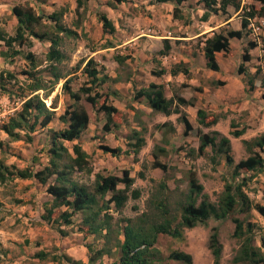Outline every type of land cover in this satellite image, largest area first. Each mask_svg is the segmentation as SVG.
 Returning a JSON list of instances; mask_svg holds the SVG:
<instances>
[{"label": "trees", "instance_id": "trees-1", "mask_svg": "<svg viewBox=\"0 0 264 264\" xmlns=\"http://www.w3.org/2000/svg\"><path fill=\"white\" fill-rule=\"evenodd\" d=\"M33 1L38 4L46 3V0ZM112 1L114 6L126 2V0ZM184 1L153 0V3L180 5ZM200 1L206 9L203 19L218 9L224 10L226 2L238 7L235 0H222L218 9H216V0ZM255 1L264 6V0ZM77 3L79 7L81 1L77 0ZM59 11H53L48 15L38 14L29 2L23 1L11 8V15L16 21L13 34H8L0 27V59L12 64L19 57L25 62L24 69L20 72L9 70L0 72V93L6 95L8 99H16L20 102L18 110L0 126V131L12 142L31 143L38 129L48 128L55 118L63 125L58 130H50L45 165L36 164L37 160L33 158L32 163L38 166L37 169L33 166L18 168L14 165L7 166L0 160V184L13 180H34L45 187V193L49 199L43 204L44 214L41 220L48 224L56 223L60 227L70 226L74 217L79 214L81 218L78 230L93 238L102 239L103 243L102 247L96 250L92 245L86 246L89 253L88 264H94L103 256L110 255L112 249L118 253L117 264H154L157 260L155 244L159 235L182 240L184 229H193L197 225L205 226L210 219L224 221L234 214H242L244 218H231L234 225L231 237L237 241L238 245L231 263L264 264V227L247 218L249 213L255 210L264 219V205L253 202L249 198L245 191V178L237 182L241 173L252 172L253 175H257L264 172V157L261 154L264 150V132L248 141H242L247 157L238 163L234 162L231 143L226 136L217 131L198 132V147L190 153L201 156L206 149H210L212 153L210 161L213 165H218L222 160L225 166L232 170V181L225 182L223 191L216 201H212L209 195L204 193V187L199 183L197 176L189 172L187 192L180 194V199L175 202L173 208L169 198L164 194L169 189L166 178H162L159 182L151 180L156 188L147 201L148 209L136 220L121 219L113 222L114 216L121 214L128 200L139 199L141 193L138 189L132 188L135 180L130 176L129 171L125 170L119 176L105 174V171L94 172L90 155L83 150L80 143H76L89 125V114L82 101L89 104L94 112L103 113L106 119V125L103 128L105 132L109 131V123L118 112L106 103V99L102 100L98 87L102 86L107 76L101 73L104 69L98 68V63L93 59L81 62L82 73L86 76V83L90 87L81 86L77 92L70 88L69 85L75 73L66 72L63 69L68 61L63 47L66 39H75L77 33L62 22L64 13L63 10ZM179 13L178 7H175L173 16L178 18ZM260 13L264 11L261 10ZM252 15L253 13L250 12L249 16ZM98 17L103 33L108 35L115 33L113 23L105 14H99ZM245 28L246 21L242 20V29L245 30ZM241 35V31H228L226 35L214 33L205 39L203 50L208 69L218 70L215 55L229 53V40L240 38ZM33 40L49 43L44 60H40L29 50ZM169 50L168 42L164 41L159 55H165ZM124 59L126 58L122 60L117 58L116 61L121 64ZM248 60L249 56L245 53L242 61ZM262 62L264 63V55ZM259 71L258 68L257 72ZM239 72H242V67L239 68ZM18 77H22L24 83L19 81ZM60 81H63L61 90L67 95V100L64 102V112L56 116L57 95L53 98L50 107H47L45 102ZM247 83L252 88L250 79ZM133 98L135 101H143L154 113L164 116L178 114L177 122L183 125L184 136L193 130L179 108V106L188 105L189 102L180 97L167 99L163 85L150 84L147 88L136 91ZM216 121L211 119L206 122L203 113L198 112L197 122L200 126L208 127ZM158 127H166L174 132L170 123H164ZM230 127L232 129L230 135L234 138H239L245 132V128L238 130L234 124ZM143 135V131L132 130L128 140L133 143L129 142L128 152H125L127 155L132 153L137 156L145 145ZM65 143L71 146L67 147ZM7 148L0 138V152H4ZM100 149L114 157L118 152L117 149L107 146H100ZM166 155L167 151L157 146L152 152L154 158L152 167L160 169L164 175L168 168L159 161V156ZM91 176L94 179L91 184H87L84 178L89 180ZM140 177L143 179L144 176ZM132 209L136 211L137 207L133 206ZM256 238H258V245L255 244ZM207 246L213 257V264H219L222 245L216 228L211 230ZM44 256V254H38V257ZM65 259L70 264L82 263L67 256ZM168 259L179 264H192L191 256L182 251H172ZM52 260L55 261L56 258L53 257Z\"/></svg>", "mask_w": 264, "mask_h": 264}, {"label": "rangeland", "instance_id": "rangeland-1", "mask_svg": "<svg viewBox=\"0 0 264 264\" xmlns=\"http://www.w3.org/2000/svg\"><path fill=\"white\" fill-rule=\"evenodd\" d=\"M20 1L29 2L38 14L48 15L53 11L63 10L62 22L77 33L75 39H66L64 43L63 50L68 56V61L65 63L63 69L66 72L75 73L69 85L74 92H77L81 86L90 87L86 83V76L82 73L83 64L81 62L90 57L92 52L105 46L120 45L123 40L118 35L116 36V31L112 35L103 33L102 24L98 17L103 12L97 11V8L92 7L88 0H80L79 7L77 0L73 4L71 1H67L63 6L59 7L52 4V0H46L45 4H38L33 0ZM2 6L1 4L0 9L4 8L7 12L11 11V7ZM142 9L143 11L138 18L149 17L150 12L144 8ZM125 13L128 14L127 11H123V14ZM129 14L126 16H129ZM124 20L127 21L129 19ZM0 23L2 29L8 34H13L15 23L12 22L11 14L1 16ZM119 25L123 30L130 28L128 27L130 26L129 23L122 22ZM32 42L33 45L29 50L37 58L44 60L49 43L39 42L37 40H33ZM120 50L123 51V48L118 49V51ZM124 54L117 56L126 59L130 58L123 57L125 56ZM24 66V60L19 57L12 64L0 59V72L7 70L20 72V70L24 69ZM43 66H45V63H43ZM119 68L121 71L127 73L130 66L128 63H123ZM101 73L104 74V70H101ZM18 78L19 81L24 83L22 77ZM62 84L63 81H60L45 102L46 106L50 107L53 98L57 95L55 111H57L56 113L58 115L64 112V102L67 100V95L61 90ZM98 91L102 96V100H108L105 87H98ZM82 104L90 113V105L84 101H82ZM19 106L20 102L18 100L8 99L6 95L0 93V113H5V118L1 119L0 126L10 116H13ZM101 116L103 119V115ZM98 120L99 116H94L93 123L95 127L92 131V136L89 137L91 141H94L92 146L94 151L90 158L92 166L95 158L94 154H98V164L102 166L100 171H105V174L116 172L118 175H121L124 170L131 172V176L135 180L132 188L138 189L141 193L139 199L132 200L130 198L128 200L121 214L114 216L113 222L121 219L136 220L142 212L148 209L146 206L147 201L156 188L155 183H152L151 180L159 182L162 178H166L169 189L164 194L169 198V203L172 208L175 202L180 199V194L187 192L189 172L197 176L199 183L204 187V193H207L212 201H216L217 197L222 193L225 182L232 181V170L227 167L225 168V166L222 167L224 165L222 160L218 165L211 163L210 149H206L201 155V158H196V153H190L191 150H195L193 146L198 147V132L200 130L197 125L188 134V142L180 144L172 156H159V161L168 168L167 173L164 175L160 169H154L152 167L153 161L148 159L151 153L146 152L140 158L125 153L128 152V145L125 144V138L128 139L132 132L129 126H127L128 122H126V118L118 113L114 115L112 122L109 123V131L106 132L103 130L106 125L105 118L101 121ZM124 123L127 131L122 127ZM62 126V123L55 118L49 125V128L43 130L38 129L31 143L24 141L12 142L0 131V138L8 147L4 152H0V160L7 166L14 165L18 168L33 166L34 169H37L38 166L32 163L33 158L37 160L36 164L46 163V151L49 145L50 130H58ZM154 128L153 126L149 131L151 138L154 137ZM258 128L264 132V122H261ZM122 141L123 144L121 146L113 145L115 143H121ZM65 145L67 147L71 146L68 143ZM100 146L117 149L116 157L104 153L100 149ZM233 148V159L235 163L247 157L243 145L236 140L233 142ZM96 149L99 151L96 152ZM178 152H181L182 155H178ZM261 154L264 157V150ZM141 175L144 176L143 179H141ZM256 177L257 179L255 181H252V178L249 176L244 177L246 180L245 191L253 202L264 205V172ZM93 179V176L89 180L85 177L84 181L87 184H91ZM237 180L239 182L241 176ZM48 199L49 197L45 193V187L40 184H25L20 180L6 181L0 184V264H70L66 261L65 256L70 257L72 260L80 261L82 262L81 264H88L89 253L86 246L92 245L94 250L102 247V239L93 238L78 230V224L81 218L79 214L74 217L73 223L70 226L60 227L56 223L48 224L42 221L41 216L44 214L43 204ZM133 206L137 207L136 211L132 209ZM233 217L242 219L244 215L234 214L224 221L210 219L205 226L197 225L193 229H184L182 240H175L169 236L159 235L157 243L155 244L157 260L154 264H179L168 259L172 251H182L189 254L192 258V264H213V257L207 246L208 238L213 228L217 229L218 239L222 245L219 264H232L231 258L238 246L237 241L231 237L234 229L231 221ZM247 218L251 222L264 227V219L255 210H252ZM120 224L124 225L123 223ZM1 240H4L5 245H3V241ZM255 244H259L258 238H256ZM38 254H44L45 256L41 258L38 257ZM53 257L56 258L55 261L52 260ZM118 259L117 251L112 249L110 255L103 256L94 264H117Z\"/></svg>", "mask_w": 264, "mask_h": 264}, {"label": "crops", "instance_id": "crops-1", "mask_svg": "<svg viewBox=\"0 0 264 264\" xmlns=\"http://www.w3.org/2000/svg\"><path fill=\"white\" fill-rule=\"evenodd\" d=\"M67 1L73 4L76 0H52V4L59 7ZM221 1L216 0V9L219 8ZM21 2L23 1L0 0V5L12 8ZM88 2L92 7L97 8V11H102L106 15L115 27L116 36L123 39L120 45L105 46L92 52L87 59L97 61L98 68L104 69L107 79L102 87H105L108 97L106 103L126 118L129 129L144 132L145 145L137 154V158L147 152L151 153L148 159L153 161L152 152L156 146L165 149L167 155L172 156L180 144L188 142V135H183V125L177 122L178 114L164 116L154 113L143 101L134 100L135 92L147 88L150 84L163 85L167 99L180 97L189 102L188 105L179 106V108L192 128L197 125L202 133L217 131L226 136L231 143L232 155L235 140L242 145L243 140L248 141L263 133L258 125L264 122V63L262 62L264 54L260 53V47L251 42L246 28L242 29V20L246 21L245 11L249 9L253 13L251 17L263 22L264 48V13H260L261 10L264 11V6L260 3L255 0H235V4L238 5L236 8L232 3L226 2L224 10L218 9L203 19L206 9L200 0H185L180 5L155 4L153 0H126L115 6L112 5L114 3L112 0H88ZM175 7H178L180 11L178 18L173 16ZM142 8L150 12L149 17L138 18L143 11ZM123 11H127L128 14L130 11L129 16H126L128 15L126 13L123 14ZM5 14L10 15L11 11L0 9V22L1 16ZM12 22L16 23L13 17ZM122 22L129 23L130 28L123 30L119 25ZM228 31H241L242 35L240 38L229 40V53L215 55L219 68L217 71H212L206 64L204 41L214 33L226 35ZM164 41L168 42L170 50L165 55H159ZM121 48L123 51H118ZM245 53L249 56V60L243 62L242 57ZM123 54L125 55L123 57L130 58L119 64L116 60L120 57L117 55ZM123 63H128L130 66L127 73L119 68ZM240 67L242 72H239ZM258 68L259 72H257ZM159 72L162 73L159 74ZM249 79L252 82V88L248 86ZM199 111L206 117V122L216 119V123L208 127L200 126L197 122ZM88 114V128L76 143H80L83 150L91 157L94 141H91L89 137L92 136L95 127L94 116H99L98 121L103 120L105 116L103 113L97 114L92 109ZM56 116H59L58 113ZM164 123H170L174 132L166 127H158ZM231 124H234L238 130L245 128L244 134L239 138L232 137ZM153 126L155 127L154 137L151 138L149 131ZM122 127L127 131L125 123ZM129 142L133 143L125 138V144L128 145ZM122 144L123 141L113 145L121 146ZM193 148L197 149L195 146ZM178 153L182 155L181 152ZM209 153L212 156L210 150ZM129 155L134 157L132 153ZM94 156V172H98L102 166L98 164V154ZM109 174L119 176L116 172ZM129 174L131 176V172ZM240 175H243V178L249 176L252 181H255L256 176L260 174L253 175L252 172H247ZM20 181L25 184H38L34 180ZM1 241L5 245L4 240Z\"/></svg>", "mask_w": 264, "mask_h": 264}, {"label": "built area", "instance_id": "built-area-1", "mask_svg": "<svg viewBox=\"0 0 264 264\" xmlns=\"http://www.w3.org/2000/svg\"><path fill=\"white\" fill-rule=\"evenodd\" d=\"M249 13H250V10L248 9L245 11V14H244L246 16V21H247L246 30L248 32L251 42H253L258 47H260V50H261L260 53L264 54L263 40H262L263 22L247 15ZM4 118H5V113H0V122H1V119H4ZM240 176L241 178L243 177V175H240Z\"/></svg>", "mask_w": 264, "mask_h": 264}]
</instances>
